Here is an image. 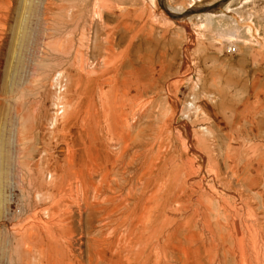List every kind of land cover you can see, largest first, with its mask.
I'll return each instance as SVG.
<instances>
[{
	"label": "rangeland",
	"instance_id": "obj_1",
	"mask_svg": "<svg viewBox=\"0 0 264 264\" xmlns=\"http://www.w3.org/2000/svg\"><path fill=\"white\" fill-rule=\"evenodd\" d=\"M119 163L151 264H264V0H0V264H125Z\"/></svg>",
	"mask_w": 264,
	"mask_h": 264
},
{
	"label": "bare ground",
	"instance_id": "obj_2",
	"mask_svg": "<svg viewBox=\"0 0 264 264\" xmlns=\"http://www.w3.org/2000/svg\"><path fill=\"white\" fill-rule=\"evenodd\" d=\"M130 167H131L130 164L119 163L117 165H112L107 169L103 168V170H100V171L96 170L92 174L90 173L88 175L87 179H84V180H85V182L88 183L86 186L87 190L93 192L96 196L100 197L101 202L97 201L98 202L97 205L99 206L98 209L100 210V214H101L99 218L100 219L101 218L102 219L111 218V219H109L112 223L111 228L117 227L116 225H113V224L118 223V220H119L120 224L122 223V226L123 225H124V227L126 226L125 228L123 227V230L125 229V232H126V228L130 229L129 230L131 232L130 236L126 239V242L130 243V247L128 249V251L130 253V259L127 260L125 262V264H151V256L150 255L152 254V252H151L150 241L153 237V232H154L152 227L150 226V212L152 210V205H151V197L152 196H150V193L147 192L146 188L148 187V185L144 184V182H140L139 177L136 178L134 176V178H133V176L131 175L132 170L130 169ZM78 177H79V175L76 176L77 179H78ZM93 177H99L101 182L96 184ZM137 183L140 184V188H139L138 192L136 191ZM147 193H149V194H147ZM117 195L121 196L120 198H122V201H121V199L120 200L118 199L119 201H121L122 210H120V206L118 207L115 203H113L114 198L118 197ZM88 196H89V194H88ZM223 213H224L225 217H227V213L225 211ZM50 214H52V213L50 212ZM51 218H53V217H51ZM228 220H230V219H228ZM228 220L226 218V221H227L226 222L227 223L226 224L227 225V228H226L227 237L229 235H232L234 232H236V229L233 233L229 232V228L232 226L229 227V225H230L229 223H231V222H229ZM54 224H55V222H54ZM103 225H105V224H103ZM231 225H233V227H232V229H233L234 228V222ZM47 226H48V224H47ZM107 227L109 228L110 226H107ZM118 228L119 227H117V229ZM235 228H236V226H235ZM223 229H224V227H223ZM105 230H106V228H105ZM238 230H239L238 232L233 234V236H234L233 240L235 239V241L242 243L244 241V238H243L242 233L240 232V229H238ZM242 232H244V231H242ZM213 234H214V232H213ZM230 237L231 236H229V238ZM223 239H225V238H223ZM223 239H221V240H223ZM240 248H242V247H240ZM239 255H242V253H240ZM175 262H176V260H175ZM118 263L119 262L117 260L116 264H118Z\"/></svg>",
	"mask_w": 264,
	"mask_h": 264
},
{
	"label": "water",
	"instance_id": "obj_3",
	"mask_svg": "<svg viewBox=\"0 0 264 264\" xmlns=\"http://www.w3.org/2000/svg\"><path fill=\"white\" fill-rule=\"evenodd\" d=\"M194 11H191V10H189V11H187L186 13H185V15H189V14H191V13H193Z\"/></svg>",
	"mask_w": 264,
	"mask_h": 264
}]
</instances>
